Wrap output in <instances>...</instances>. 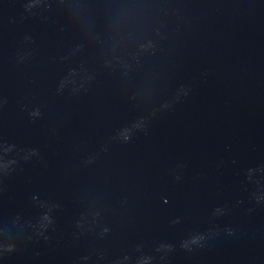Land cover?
I'll list each match as a JSON object with an SVG mask.
<instances>
[{
	"label": "water",
	"instance_id": "95a60500",
	"mask_svg": "<svg viewBox=\"0 0 264 264\" xmlns=\"http://www.w3.org/2000/svg\"><path fill=\"white\" fill-rule=\"evenodd\" d=\"M0 264H264V0H0Z\"/></svg>",
	"mask_w": 264,
	"mask_h": 264
}]
</instances>
